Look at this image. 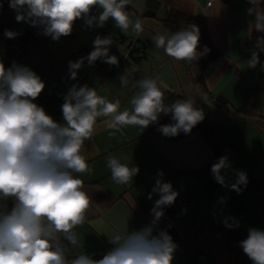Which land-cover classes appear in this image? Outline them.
<instances>
[{
  "label": "crops",
  "instance_id": "crops-1",
  "mask_svg": "<svg viewBox=\"0 0 264 264\" xmlns=\"http://www.w3.org/2000/svg\"><path fill=\"white\" fill-rule=\"evenodd\" d=\"M205 2L130 0L125 11L133 23L137 19L141 21L142 32L133 31L131 25L127 31H122L111 18L103 27L88 26L85 19H77L71 34L59 40L46 35L47 43L43 45L38 37H30L21 44L19 56L11 64L5 31L13 26L32 30L43 29V26L17 22V12L12 8L0 11V62L5 68L14 63L27 66L41 78L45 88L34 103L42 106L56 122L64 123L61 106L73 85L94 88L98 96L111 102L119 100L120 112L133 110L131 100L140 89L131 72L119 64L109 65L98 59L89 65L85 59L77 79L69 77V61L84 57L76 52L79 44L94 49L93 41L99 35L111 39L109 55L117 59L123 57L132 69L149 74L191 99L195 107L202 110L204 118L215 123L216 135L228 138L236 147L224 148L221 155L227 157L231 165L228 170H222L228 176V186L217 188L211 200H207L199 179L176 172L198 167L212 156L210 146L199 131L176 140L164 136L159 127L146 134L139 125H125L116 131L107 127L105 121L109 118H97L91 139L86 140L81 149L88 170L78 174L91 204L86 221L73 229L78 245L71 249L69 259L80 254L100 259L113 247L109 237L116 231H136L149 224L152 218L142 206L154 205L159 198L157 194H152V199L148 196L158 172L162 171L163 180L171 182L173 190L179 193L176 201L185 197L189 207L187 212H179L171 219L173 233L168 234L177 245L172 264H253L240 242L261 219V213L254 196L241 187L239 192L232 190L231 184L236 182L240 171L247 177L264 179V120L258 125L248 122L240 111L250 99L264 116V51L257 47L264 32L253 27L254 16L248 11L253 6L249 0H215L209 7H205ZM149 3L152 9L148 14L145 9ZM261 8H264V0ZM100 11L94 8L91 15H98ZM171 11L195 19L199 17L195 24L199 29L197 51L203 55L197 60H176L166 55L163 48L155 46L157 34L171 33L164 24ZM187 26L185 23L182 28ZM212 47L217 54L207 61ZM253 52L258 53L259 63L249 67ZM98 63L106 65L102 82L97 73ZM122 76L127 78L126 86L121 83ZM109 154L129 167L139 168L132 182L117 184L112 180L107 163ZM260 196L264 198V188ZM13 206V198L0 197V214L11 211ZM228 217L237 218L240 224L223 235ZM160 229L165 230L158 224L157 230Z\"/></svg>",
  "mask_w": 264,
  "mask_h": 264
},
{
  "label": "clouds",
  "instance_id": "clouds-1",
  "mask_svg": "<svg viewBox=\"0 0 264 264\" xmlns=\"http://www.w3.org/2000/svg\"><path fill=\"white\" fill-rule=\"evenodd\" d=\"M129 2L10 0L9 7L17 12V22L43 26L45 35L59 40L71 34L77 19H85L88 26L103 27L111 18L122 31L131 25L133 31L142 32L141 21L137 19L133 23L125 11ZM249 2L253 6L248 10L254 16L253 27L264 32L262 0ZM97 7L101 10L99 14L91 15ZM16 35L5 31L9 39ZM154 42L176 60L195 61L203 55L197 51L199 29L195 25L168 35L157 34ZM111 44L110 38L98 35L93 41L94 50L87 57L69 61L70 79H77L85 59L89 65L98 59L117 65V57L109 55ZM257 47L264 51V36L258 39ZM258 63V53L253 52L249 67ZM121 83L126 86L127 78L122 76ZM137 84L140 91L131 100V113L118 111L119 100L111 102L98 96L94 88L73 85L61 106L64 123H58L34 103L45 88L41 78L27 66L14 63L5 68L0 62V197L14 199L11 211L0 214V264H172L177 245L166 230H157V226L164 216V207L173 205L179 193L173 190L171 182L163 180L162 171L158 172L148 196L149 199L152 194L159 196L151 209L153 219L149 224L136 231H116L109 237L113 247L100 259L86 254L69 259L71 249L78 245L73 229L86 221L91 204L78 174L88 170L81 149L91 139L97 118H109L105 121L107 127L119 131L125 125L147 128L159 120L160 114H171L174 123L158 129L168 137L190 133L204 118L191 99L165 104L163 82L145 77ZM107 163L117 184L132 182L139 172L138 167H129L111 154ZM230 167L225 156L211 166L217 183L228 186L221 172ZM246 183L247 175L240 171L231 189L239 192L240 185ZM240 246L253 264H264V230L250 228Z\"/></svg>",
  "mask_w": 264,
  "mask_h": 264
},
{
  "label": "trees",
  "instance_id": "trees-1",
  "mask_svg": "<svg viewBox=\"0 0 264 264\" xmlns=\"http://www.w3.org/2000/svg\"><path fill=\"white\" fill-rule=\"evenodd\" d=\"M152 9V4L149 3L146 6L145 13H148ZM185 18L186 16L182 13L176 12V11H171L169 13V16L167 17L166 20H164V24L168 27L170 32H175L180 29L185 25ZM197 21H199V17H196ZM24 33L18 37L16 40L17 44H22L23 42L27 41L30 37H36L35 35V30L32 29H27L24 28ZM204 41H206V38L204 36ZM94 49L91 47L85 45V44H79L78 49L76 52L80 55H83L84 57H87V55ZM217 53L215 50L210 48V52L208 54V60H212L214 56ZM118 64L122 67L127 69L129 72H131L133 78L135 79L136 82L140 81L141 79L145 77L153 78L149 74H145L140 70H135L132 69L127 61L121 57L118 59ZM105 64H99L97 65V73L99 76V81L102 82L103 77H104V72H105ZM160 83L159 81H157ZM162 91L165 93V104L171 105L173 102L176 100L180 99H187L184 94L178 93L174 90H172L169 87H162ZM240 111L244 114L246 121L252 122L254 124H261V121L264 120V116L260 115L255 107V105L250 102V99H247V101L244 103V105L240 108ZM174 123L171 119V114L169 115H164L163 113L160 114V118L157 122H154L150 124L147 128H143V133H147L150 130L160 127L161 125H167ZM215 123L213 121H210L206 118H203L201 122H199L192 130V131H199L204 139L206 140L207 144L210 146L212 150V156L210 159H208L206 162H204L202 165L195 167V168H189V169H183V170H176V172L191 175L197 179H199L203 185H204V196L207 200H211L214 191L219 188V187H225L222 186L221 184L217 183L213 177V174L211 173V166L218 162V159L222 155V151L224 148L231 146L236 149V147L233 146L232 142L226 138V137H220L216 135L215 132ZM190 132V133H191ZM189 134V133H188ZM187 134L181 132L178 136L173 137L174 139H180ZM222 175H224L223 172H221ZM226 177V183L228 185V176L224 175ZM240 187L242 190L247 193L251 194L254 196V198L257 201V204L259 206V211L261 213V219L254 223L250 228H257L260 230H264V224H262V221H264V198L260 196V191L262 188H264V179L262 178H257L254 179L253 176L247 177V183L246 184H241ZM154 205H147V206H142V209L146 210V212L149 214V216L153 219L151 215V209L153 208ZM164 216L160 220L159 224L162 225V227L169 233H173L172 225H171V219L172 217L179 213L178 209L172 205V206H165L164 209Z\"/></svg>",
  "mask_w": 264,
  "mask_h": 264
},
{
  "label": "built area",
  "instance_id": "built-area-1",
  "mask_svg": "<svg viewBox=\"0 0 264 264\" xmlns=\"http://www.w3.org/2000/svg\"><path fill=\"white\" fill-rule=\"evenodd\" d=\"M213 1L215 0H206L205 2V7H209ZM222 1H227V0H222ZM9 2L10 0H4L0 2V11L4 8L7 9H11L9 7ZM185 23L189 26V25H195L196 24V19L195 17H186L185 18ZM203 26V23H202ZM10 31L17 33V35L14 38H11L9 40V44H10V50H11V54L9 55V64H11L14 60H16L19 56V53L22 49V45L21 44H17L16 40L18 39V37L20 35H22L24 33V28L22 27H17V26H13L11 29H9ZM35 35L36 37H38V39H40V42L45 45L47 43V37L44 34V30L42 28H37L35 30ZM174 206L178 209L179 212H187L189 210L188 207V201L185 197H181L179 198L176 203L174 204ZM239 221L237 218L235 217H228V219L225 222V231H223V235H226L228 232L230 231H234L235 229H237V227L239 226ZM202 258H204V255H201Z\"/></svg>",
  "mask_w": 264,
  "mask_h": 264
},
{
  "label": "rangeland",
  "instance_id": "rangeland-1",
  "mask_svg": "<svg viewBox=\"0 0 264 264\" xmlns=\"http://www.w3.org/2000/svg\"><path fill=\"white\" fill-rule=\"evenodd\" d=\"M11 51V50H10Z\"/></svg>",
  "mask_w": 264,
  "mask_h": 264
}]
</instances>
